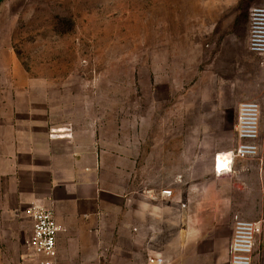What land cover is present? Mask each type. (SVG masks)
I'll return each mask as SVG.
<instances>
[{
	"label": "rangeland",
	"instance_id": "rangeland-1",
	"mask_svg": "<svg viewBox=\"0 0 264 264\" xmlns=\"http://www.w3.org/2000/svg\"><path fill=\"white\" fill-rule=\"evenodd\" d=\"M255 8L264 0H9L0 10V48L16 53L17 71L30 74L34 88L54 92L64 123L73 120L111 152L113 171L118 156L127 157L128 175L113 181L163 187L166 172L136 176L138 152L145 166L152 151L185 149L198 162L200 152L231 137L203 127L219 116L203 104L206 93L216 104L223 92V103L233 105L225 118L234 123L237 101L260 105L264 156V56L248 47ZM211 64L218 77L206 75Z\"/></svg>",
	"mask_w": 264,
	"mask_h": 264
},
{
	"label": "crops",
	"instance_id": "crops-1",
	"mask_svg": "<svg viewBox=\"0 0 264 264\" xmlns=\"http://www.w3.org/2000/svg\"><path fill=\"white\" fill-rule=\"evenodd\" d=\"M8 1L0 0V10ZM0 49L7 53L0 56V264H39L46 258L26 243L33 230L27 209L33 205L51 208L60 226L58 264H112L113 256L119 264H150L147 250L164 264H230L235 217L262 222L253 264H264L260 147L255 158H236L231 172L214 171L215 154L239 142L237 121L225 118L233 105L223 103L222 91L216 104L213 96L208 101L203 94V104L210 102L211 113L219 115L203 127L215 134L228 131L231 137L216 141L209 153L200 152L199 166L185 149L162 155L152 151V163L146 166L138 152L136 176L151 170L152 176L161 171L170 179L163 187L126 188L112 178L128 175L127 157L119 155L120 167L113 171L111 152L99 150L97 139L73 120L64 123L54 92L34 88L32 76L17 71L21 61L16 53ZM214 71L218 77L211 64L205 73ZM179 105L186 109L185 101ZM163 190L172 195H162ZM116 238L120 243L113 254Z\"/></svg>",
	"mask_w": 264,
	"mask_h": 264
},
{
	"label": "built area",
	"instance_id": "built-area-1",
	"mask_svg": "<svg viewBox=\"0 0 264 264\" xmlns=\"http://www.w3.org/2000/svg\"><path fill=\"white\" fill-rule=\"evenodd\" d=\"M249 50L254 54L264 56V8H255L250 14ZM260 105L255 101H245L239 105L236 132L237 146L229 151L220 152L214 156V171L216 175L231 172L236 158H255L259 154ZM162 195L170 197L171 190H163ZM27 214L33 220L31 238L27 246L46 258L39 264L57 263V236L60 226L56 222L51 208L31 206ZM261 221H246L235 217L234 230L228 248L230 264H253L256 239L262 232ZM150 264H164L162 257H150Z\"/></svg>",
	"mask_w": 264,
	"mask_h": 264
}]
</instances>
